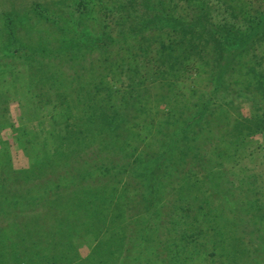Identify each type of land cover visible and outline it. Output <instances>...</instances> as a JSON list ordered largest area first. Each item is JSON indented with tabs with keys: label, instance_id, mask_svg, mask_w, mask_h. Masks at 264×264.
Wrapping results in <instances>:
<instances>
[{
	"label": "trees",
	"instance_id": "trees-1",
	"mask_svg": "<svg viewBox=\"0 0 264 264\" xmlns=\"http://www.w3.org/2000/svg\"><path fill=\"white\" fill-rule=\"evenodd\" d=\"M74 6L79 16L62 22L50 7L33 6L52 39H21L15 17L4 19V76L27 82L32 113L46 114L39 126L26 116L32 127L17 137L27 166L15 167L0 147V264L238 263L239 247L198 240L207 236L198 221L211 211L203 202L216 195L215 178H228L247 138L264 134V0ZM101 9L117 11L113 22H100ZM167 180L166 191L178 192L173 214L165 211L172 226L161 219L130 228V185L155 192ZM195 187L202 195L188 218L180 200ZM248 207L263 220L259 203ZM241 210L237 203L235 218ZM178 222L186 225L177 229ZM196 245L193 259L187 252Z\"/></svg>",
	"mask_w": 264,
	"mask_h": 264
},
{
	"label": "rangeland",
	"instance_id": "rangeland-1",
	"mask_svg": "<svg viewBox=\"0 0 264 264\" xmlns=\"http://www.w3.org/2000/svg\"><path fill=\"white\" fill-rule=\"evenodd\" d=\"M116 1L119 0H104L105 4L110 6ZM36 3L50 7V10H52L50 11V17L60 22L65 19L74 20L79 16V13L75 10L74 0H0V95L4 97L7 96L5 100L0 101V147L4 144L5 148L11 153V160L15 167H25L28 164L27 156L24 154L22 147L23 142L21 140L19 141L17 138L18 135L22 133L23 136H26V129L32 127L28 126L29 122H27L26 119H28V117L26 116H31L29 121L39 126L41 119H43V114L45 115L46 113H41V108H39L37 114L32 113L35 98H32L30 101V99H27L25 96V94H28L27 91L29 89L28 86H25L27 82L23 80L22 83L17 81L11 77L12 73H10L11 79L9 76L5 78L4 75L7 73V63L5 61V56L3 58L4 48L1 46V40L5 35L4 19L8 15H12L13 18L15 17L16 28L21 39H32L41 36L52 39L49 30L38 21L37 16L34 14L33 6ZM116 13V10L112 12L103 9L99 10L100 19H104L100 20V22H113L112 20ZM61 14L62 16H60ZM88 21L90 20L88 19ZM29 25H31L32 28H29ZM98 53L99 52H95L94 54ZM25 66L26 65L23 67L20 66L19 68L24 70L23 68ZM31 88L35 89L38 88V86L33 85ZM38 105L39 102L35 106L37 107ZM4 106H6L7 109L3 110ZM246 106L243 105L242 110L245 114H248L249 109ZM25 113L27 114L24 115ZM29 113L32 114L29 115ZM40 114L42 115L40 116ZM146 116L147 115L141 114L138 119H144ZM132 121H135V119L132 118L130 122ZM10 123L14 124V126L10 127ZM25 126L27 128H25ZM37 126H33V132L38 131ZM263 138L264 134L262 133L255 135L252 138L253 140H248L247 138L245 144L246 150L243 152L244 156L233 159L230 162V165H232L231 171L233 172H229L227 174L228 178H224L222 181L217 177L215 178L217 185L215 183H213V185H215L216 195L211 197L210 206L203 202L206 210L210 208L211 211L206 213L208 215L204 217L199 216L200 220L198 222L201 221L204 233L202 235L207 233V236H199L198 240L205 243L211 240L217 241L220 246L225 245V247L228 248H231L232 245L239 247L240 253H238V263L236 264H264V218H262L263 220L261 221H257L255 215H252V211L248 207L250 202H254L255 207L259 203L261 206L260 210H264V146L261 145ZM31 140H35L34 137ZM36 141H30L29 147L32 144L37 145ZM121 177L122 176H117L116 178V180L119 181L117 183L118 186L121 185ZM158 185H161L162 190L158 189L155 192H151V189L141 186L136 182L130 185L127 193H129V197H131V209L125 213L128 214L127 221L131 220L129 225L130 228L142 229L146 222L156 226L161 223V219L166 227L172 226L173 221L169 219L170 217L169 215L167 216L165 211H169L170 214H173L170 207L174 208V205L169 207V204L173 201V197L178 196V192L176 191L175 194H170V192L166 191V189H171L168 180L166 181V185L163 181ZM163 186L165 188H163ZM119 189L120 190L117 191V197L115 196L116 198L113 201V205H116L118 202V195L121 194L122 190L121 188ZM209 189L214 190V187L210 186ZM236 189L238 192L235 195ZM196 191H198L197 187L192 188V190L190 189V191L186 193V195L189 196L180 200L185 205L188 218L192 217L198 209L197 205L199 204L200 195L202 194H195ZM120 200H122V198H120ZM149 203L155 205L154 209H157V213H151L150 209L147 210V204ZM237 203H240L242 206L241 212L238 213L240 216L239 219L235 218V214L237 213L234 212V207ZM165 204H167L166 207H164ZM115 210L117 211L118 209L116 208ZM175 210L181 213L184 209L175 208ZM174 225L177 229H181L179 226L182 227L186 224L183 225L182 222H178ZM235 233L237 236H234ZM144 239L146 238H143V240ZM183 240L185 239L179 237L180 243ZM79 250L81 255H85L87 252L85 245L81 246ZM197 251L201 252V249H198V245H196L194 249L192 248L188 251L187 254L193 255L194 259L197 256ZM38 259L40 260V258ZM139 259L140 258L136 259V261ZM193 259H191V261H193ZM229 260L230 259H226V264H228ZM142 263L145 264V261H142Z\"/></svg>",
	"mask_w": 264,
	"mask_h": 264
}]
</instances>
